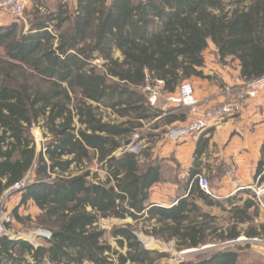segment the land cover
Returning <instances> with one entry per match:
<instances>
[{
  "label": "trees",
  "instance_id": "obj_1",
  "mask_svg": "<svg viewBox=\"0 0 264 264\" xmlns=\"http://www.w3.org/2000/svg\"><path fill=\"white\" fill-rule=\"evenodd\" d=\"M210 43L222 63L239 60L244 81L263 77L264 0H76L74 8L58 0L45 11L36 7L27 28L20 20L0 25V201L27 179L19 207L33 200L39 226L51 232L38 246L0 234V264H158L169 256L146 248L130 224L112 228L127 250L116 248L98 225L108 218L150 224L179 250L242 233L264 238L251 189L242 191V204L241 192L215 199L193 173L182 184L191 186L186 197L155 205L152 186L178 182L174 169L147 150L126 151L144 121L163 113L148 82L162 81L169 95L183 81L206 78ZM38 125L49 134L40 149L32 132ZM92 163L105 169V179L92 173ZM255 179L264 181V144ZM201 203L226 210L228 223ZM13 216L26 221L18 208ZM240 256L224 248L178 264H240Z\"/></svg>",
  "mask_w": 264,
  "mask_h": 264
},
{
  "label": "crops",
  "instance_id": "obj_2",
  "mask_svg": "<svg viewBox=\"0 0 264 264\" xmlns=\"http://www.w3.org/2000/svg\"><path fill=\"white\" fill-rule=\"evenodd\" d=\"M12 21L8 14L0 11V25H7ZM117 56H120L119 52ZM202 70L206 78L191 79L201 99L206 95L218 96V99H222L219 95L223 85H238L244 82L239 60L227 57L226 63H222L213 43H210L205 51V64ZM218 79L222 81L221 85L217 83ZM156 107L163 113L153 119L145 120L144 125L149 126L151 131L148 141H158L161 146L151 151L152 153L148 152L151 158L160 156L165 161L173 162L180 167V170L179 174L177 173L178 182L166 181L152 186L149 202L164 207L177 204L191 189L189 186L186 191L184 190L185 187L182 186L184 180L194 173L195 176L202 174L209 179L215 199L228 198L241 192L239 197H242V200L237 204H242L247 198V194L242 191L250 189V186L259 181L255 176L264 144V90L257 97L248 98L243 109L234 116L211 123L205 131L197 134L177 132L188 125L190 120L188 113L186 120H181L180 118L186 113H172L171 109L167 110L157 105ZM171 128H174L175 134L171 132L169 135ZM146 159L148 158L145 156L141 157L142 161ZM102 170L105 177L100 179H105L107 173L104 168ZM31 201L35 204L33 200L29 202ZM201 205L210 214L218 216L221 222L228 223L226 210L216 206L206 207L203 203ZM35 206L38 207L36 204ZM260 213L261 219H257L256 222L261 224L264 222V210L261 209ZM246 225L247 223H242L240 228H245ZM243 235L242 233L241 236ZM11 236L28 240L20 235Z\"/></svg>",
  "mask_w": 264,
  "mask_h": 264
},
{
  "label": "rangeland",
  "instance_id": "obj_3",
  "mask_svg": "<svg viewBox=\"0 0 264 264\" xmlns=\"http://www.w3.org/2000/svg\"><path fill=\"white\" fill-rule=\"evenodd\" d=\"M27 5L23 12V17L20 20V23L27 28L28 26V19L31 17L32 13L34 12L36 7H39L42 9V11H45V5L49 6L50 8H53L58 0H26ZM67 1L70 5V7L74 8V5L76 4V0H64ZM4 12V11H2ZM6 13V12H4ZM7 14V13H6ZM3 53L2 49H0V54ZM94 63H101V60L97 59L94 61ZM192 82L191 80H188ZM217 83L219 85L222 84V81L220 79L217 80ZM192 84L195 87V84L192 82ZM238 85H223L221 88V95L222 99H218V96L216 97H209L206 95L205 97H202V104L203 105H211L216 106L220 104L221 101H224L226 96L228 95L224 93L226 88H229V86L238 87ZM151 96V95H150ZM155 98V97H152ZM155 103L159 107H163L165 109H171L172 113L178 112V113H188V110L185 109L182 106H175L171 105L165 96L162 97H156ZM107 118V117H106ZM115 115L111 116V119H114ZM42 123V122H41ZM189 124V122H188ZM188 125H186L183 130H187ZM33 136L36 139V143L38 146V149L42 147V143L48 139V132L45 131L41 125L35 126L33 129ZM149 126L146 124L144 127H142L140 130H138L133 137V141L130 144L132 151L136 153H142L143 151L147 150L149 152L155 150L156 148H160L161 144L153 141H148V135L150 134ZM171 132H175L174 128H171V131H169V135ZM187 133V132H185ZM175 134V133H174ZM129 145V146H130ZM128 146V147H129ZM121 149L117 151V154L121 153ZM152 153V152H151ZM158 156V155H157ZM158 159H163L162 157H155ZM165 160V159H163ZM166 170L168 167H172L174 169L172 176L179 174L180 167H177L173 162L166 160L165 161ZM89 169H91L92 173L96 175V173H99L101 176L100 178L105 177V173L102 170L100 165H97L96 163H92L89 166ZM170 174H164V177H168ZM104 176V177H103ZM97 180V179H96ZM214 183V182H213ZM21 201V193L15 190H11L8 192L5 197L0 201V212L2 210L8 212L11 214L12 222L10 227V234L13 236H24L32 243L38 245L41 243H44L43 238L48 237L46 233V229L42 228L38 224V217L41 215V211L38 207L35 206V204L31 201L25 205H22L19 207ZM18 208V213L21 217L26 218L25 223L20 222L15 219L13 216V211ZM257 219H261V213L259 212V215L257 216ZM132 225L136 231V234L138 235L140 241L143 243V245L151 249L153 251L157 252H166L169 254L168 257L162 258L158 264H178L184 260L195 258L200 253H205L208 251H216L224 248H231V249H238L240 252V264H264V242L259 241L263 240V236H259L258 240H254L252 238H248L245 235L241 236L240 238L234 240V242L229 241L225 243H218V244H207L205 246H202L200 248H192V249H184L179 250L177 248L175 240H165L163 236L159 235H153L152 232V226L150 224H143V223H137L132 219L131 217H126L124 219L120 218H108V219H101L99 221V227L101 229H104L108 233L109 241L110 243L115 246L116 248L120 249L123 252H126L127 247L121 248L117 242V240L111 236L110 232L114 226H126V225ZM264 224V222H263ZM248 224L245 228H247ZM244 228V229H245Z\"/></svg>",
  "mask_w": 264,
  "mask_h": 264
},
{
  "label": "built area",
  "instance_id": "obj_4",
  "mask_svg": "<svg viewBox=\"0 0 264 264\" xmlns=\"http://www.w3.org/2000/svg\"><path fill=\"white\" fill-rule=\"evenodd\" d=\"M26 5V0H0V11L6 12L13 20H19L23 17ZM145 90L152 97L165 96L171 105L182 106L187 109L190 119L187 130L180 129L177 132L180 134L185 132L197 134L205 131L211 123L223 121L240 112L248 98L259 96L264 90V76L255 80L244 81L238 87L229 86L224 91L228 97L226 96L224 101L216 106L203 105V101L198 97L194 85L188 80L183 81L177 91L169 95H166L164 84L160 80H157L153 86L148 82ZM130 147L131 145L126 148V151H132ZM194 179L198 181L200 187L206 193L213 196L209 179L206 176L198 174ZM27 183V179L23 180L14 185L12 190L19 192ZM249 188L252 190L261 209L264 210V181H258ZM11 216L4 210L0 212V234L10 235ZM252 239L258 240V237ZM259 241L264 242L263 240Z\"/></svg>",
  "mask_w": 264,
  "mask_h": 264
},
{
  "label": "water",
  "instance_id": "obj_5",
  "mask_svg": "<svg viewBox=\"0 0 264 264\" xmlns=\"http://www.w3.org/2000/svg\"><path fill=\"white\" fill-rule=\"evenodd\" d=\"M46 233L48 234L47 236L50 237L51 236V232L50 231H46Z\"/></svg>",
  "mask_w": 264,
  "mask_h": 264
}]
</instances>
